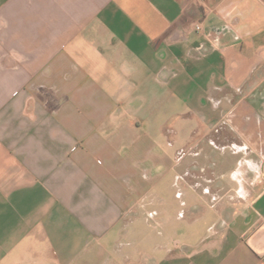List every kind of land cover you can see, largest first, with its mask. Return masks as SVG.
I'll return each instance as SVG.
<instances>
[{
  "label": "crops",
  "instance_id": "crops-1",
  "mask_svg": "<svg viewBox=\"0 0 264 264\" xmlns=\"http://www.w3.org/2000/svg\"><path fill=\"white\" fill-rule=\"evenodd\" d=\"M263 177L264 0H0V264H264Z\"/></svg>",
  "mask_w": 264,
  "mask_h": 264
},
{
  "label": "rangeland",
  "instance_id": "rangeland-1",
  "mask_svg": "<svg viewBox=\"0 0 264 264\" xmlns=\"http://www.w3.org/2000/svg\"><path fill=\"white\" fill-rule=\"evenodd\" d=\"M172 156V155H170ZM156 165H154V167L151 169V171L149 172V174H153V173H156V176L159 177V176H163V175H167V170L163 169V168H160V165H158V163H155ZM161 167H164L163 165H161ZM174 173H180V168H177V169H174L173 171Z\"/></svg>",
  "mask_w": 264,
  "mask_h": 264
},
{
  "label": "built area",
  "instance_id": "built-area-1",
  "mask_svg": "<svg viewBox=\"0 0 264 264\" xmlns=\"http://www.w3.org/2000/svg\"><path fill=\"white\" fill-rule=\"evenodd\" d=\"M199 2H204V0H198ZM195 30L196 31H200L201 30V27L199 26V25H196L195 26ZM263 179H264V177H263Z\"/></svg>",
  "mask_w": 264,
  "mask_h": 264
}]
</instances>
